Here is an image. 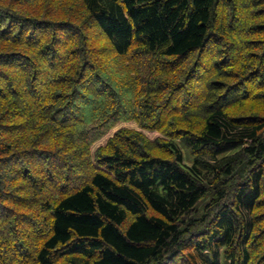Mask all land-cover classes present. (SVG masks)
Instances as JSON below:
<instances>
[{"label": "trees", "instance_id": "trees-1", "mask_svg": "<svg viewBox=\"0 0 264 264\" xmlns=\"http://www.w3.org/2000/svg\"><path fill=\"white\" fill-rule=\"evenodd\" d=\"M0 264H264V0H0Z\"/></svg>", "mask_w": 264, "mask_h": 264}, {"label": "rangeland", "instance_id": "rangeland-1", "mask_svg": "<svg viewBox=\"0 0 264 264\" xmlns=\"http://www.w3.org/2000/svg\"><path fill=\"white\" fill-rule=\"evenodd\" d=\"M122 127L131 128V129H138L137 125H135L134 123H123V124L120 123V124H117L112 130L108 131L107 134L104 137H102L98 142H96L93 145L92 150H94L95 148H97L99 146L104 145L106 140L108 138H110L117 129L122 128ZM144 134L150 139H154L155 137H157L156 133L144 132ZM182 151H183L184 155H186V149H183V147H182Z\"/></svg>", "mask_w": 264, "mask_h": 264}]
</instances>
